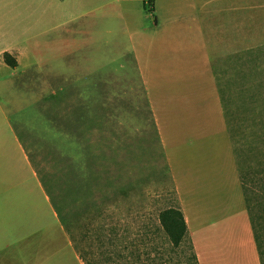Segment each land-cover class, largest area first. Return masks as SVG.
Here are the masks:
<instances>
[{"label": "rangeland", "instance_id": "1", "mask_svg": "<svg viewBox=\"0 0 264 264\" xmlns=\"http://www.w3.org/2000/svg\"><path fill=\"white\" fill-rule=\"evenodd\" d=\"M221 2L212 12L221 32H236L237 21L245 32L243 50L221 52L214 63L264 244V0ZM115 35V53L108 32H100L96 58L85 43L84 58L66 69L67 85L0 69V264H83L84 248L110 264L118 247L111 234L138 242L142 226L153 228L160 211L177 206L137 70L119 59L125 34Z\"/></svg>", "mask_w": 264, "mask_h": 264}, {"label": "crops", "instance_id": "2", "mask_svg": "<svg viewBox=\"0 0 264 264\" xmlns=\"http://www.w3.org/2000/svg\"><path fill=\"white\" fill-rule=\"evenodd\" d=\"M221 5L0 0V69L67 85L66 69L84 58L85 43L96 58L100 32H108L115 53V34L124 32L119 59L137 70L146 93L199 264H260L214 63L221 52L242 51L245 32L238 21L236 32H221L220 19L212 16ZM5 52L15 53L14 68L5 64Z\"/></svg>", "mask_w": 264, "mask_h": 264}, {"label": "trees", "instance_id": "3", "mask_svg": "<svg viewBox=\"0 0 264 264\" xmlns=\"http://www.w3.org/2000/svg\"><path fill=\"white\" fill-rule=\"evenodd\" d=\"M2 58L9 67L14 68L17 64L15 56L7 52L2 54ZM240 180L259 263L264 264V244H262L255 227L245 183L242 182L241 177ZM157 220L158 225L153 224V228L142 226L138 230L134 235L135 237L141 236L138 242L136 240L127 242V236L121 237L122 235L117 230L116 233L111 234L113 243L118 247H114V250L109 254L110 264H167L171 262L174 264H199L179 201L177 206L160 211ZM155 237H161L162 241L157 244L154 240ZM177 253H181V256L173 258V254ZM79 258L83 264H104L94 252L86 248L80 250Z\"/></svg>", "mask_w": 264, "mask_h": 264}]
</instances>
